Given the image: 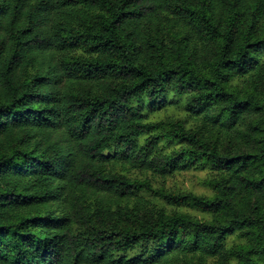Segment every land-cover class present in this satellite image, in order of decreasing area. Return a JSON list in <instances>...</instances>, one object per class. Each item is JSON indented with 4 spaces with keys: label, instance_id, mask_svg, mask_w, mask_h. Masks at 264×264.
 Instances as JSON below:
<instances>
[{
    "label": "trees",
    "instance_id": "obj_1",
    "mask_svg": "<svg viewBox=\"0 0 264 264\" xmlns=\"http://www.w3.org/2000/svg\"><path fill=\"white\" fill-rule=\"evenodd\" d=\"M0 264H264V0H0Z\"/></svg>",
    "mask_w": 264,
    "mask_h": 264
},
{
    "label": "rangeland",
    "instance_id": "obj_2",
    "mask_svg": "<svg viewBox=\"0 0 264 264\" xmlns=\"http://www.w3.org/2000/svg\"><path fill=\"white\" fill-rule=\"evenodd\" d=\"M112 162H115V160H112ZM115 170L134 178H142L146 176L152 177L156 187L166 186L170 189H181L197 195L212 194V189L209 186L208 180L215 174V172L209 168H198L183 172H177L165 178H160L157 176H152V174L149 172H141L132 169L125 161L120 160L115 162ZM142 195L151 200L154 204L160 207H165V204L160 199L151 196L149 193H142ZM186 210L190 211L194 215H200L189 208H187ZM235 239V237L230 238V242L233 243Z\"/></svg>",
    "mask_w": 264,
    "mask_h": 264
}]
</instances>
